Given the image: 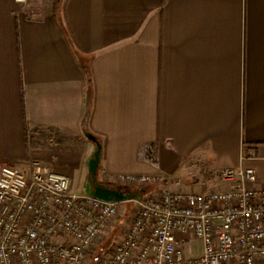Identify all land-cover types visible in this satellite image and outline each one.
Instances as JSON below:
<instances>
[{
	"label": "crops",
	"instance_id": "0c3cea01",
	"mask_svg": "<svg viewBox=\"0 0 264 264\" xmlns=\"http://www.w3.org/2000/svg\"><path fill=\"white\" fill-rule=\"evenodd\" d=\"M90 136L110 185L226 189L245 167L264 186V0H0V162L79 190Z\"/></svg>",
	"mask_w": 264,
	"mask_h": 264
},
{
	"label": "built area",
	"instance_id": "2783aa9c",
	"mask_svg": "<svg viewBox=\"0 0 264 264\" xmlns=\"http://www.w3.org/2000/svg\"><path fill=\"white\" fill-rule=\"evenodd\" d=\"M139 157L158 164L153 144L142 145ZM218 179L228 187L183 190L168 179L134 192L119 235L97 264H264V186H253L252 168H226ZM156 180L122 173L112 185L99 181L139 187ZM118 204L73 189L68 176L41 161L27 169L0 162V264H89ZM189 236L201 243L197 255L183 249Z\"/></svg>",
	"mask_w": 264,
	"mask_h": 264
},
{
	"label": "water",
	"instance_id": "95a60500",
	"mask_svg": "<svg viewBox=\"0 0 264 264\" xmlns=\"http://www.w3.org/2000/svg\"><path fill=\"white\" fill-rule=\"evenodd\" d=\"M90 139L95 143L96 148L88 161L89 177L86 180L83 190L91 196L106 202L120 203L135 198L137 195L134 193L125 192L118 188L109 187L100 183L97 177V169L101 155V144L92 136H90Z\"/></svg>",
	"mask_w": 264,
	"mask_h": 264
},
{
	"label": "rangeland",
	"instance_id": "374dc122",
	"mask_svg": "<svg viewBox=\"0 0 264 264\" xmlns=\"http://www.w3.org/2000/svg\"><path fill=\"white\" fill-rule=\"evenodd\" d=\"M86 181L84 182L85 185ZM83 183H81L80 186H84L82 185ZM113 188H118L122 191L127 192L126 190H128L129 192H139L140 189H145V190H150V189H146L145 185L144 186H139V187H135V186H129V185H114ZM83 187L79 188V190H82ZM78 190V191H79ZM153 190V189H152ZM131 206V202L130 200H125L123 202H120L118 204V210H119V215L116 218L114 224L111 227V231L109 233V235L106 237L105 241L100 245L97 246L95 248V250L90 254V261L89 264L91 263L92 257L96 256V258H99L102 256V254L104 253V249L110 244L111 240L116 238L119 235V228L121 226V224L124 221L125 216L128 214V210ZM183 249L185 250L186 255H197L198 253H200V248H201V243L199 240L194 239L193 237L189 236V238L186 240V242H184L182 244ZM187 248L190 249V252L187 250Z\"/></svg>",
	"mask_w": 264,
	"mask_h": 264
},
{
	"label": "trees",
	"instance_id": "16d2710c",
	"mask_svg": "<svg viewBox=\"0 0 264 264\" xmlns=\"http://www.w3.org/2000/svg\"><path fill=\"white\" fill-rule=\"evenodd\" d=\"M98 168H99V166H98ZM97 175H98V169H97ZM126 191H128V190H126ZM132 193H134V192H132ZM91 256H92V254H91ZM97 261H98V258H96V256H94V257H92V260H91L90 264H97Z\"/></svg>",
	"mask_w": 264,
	"mask_h": 264
}]
</instances>
